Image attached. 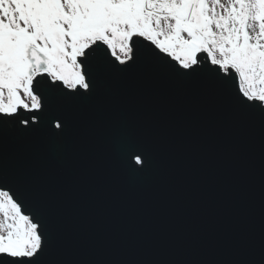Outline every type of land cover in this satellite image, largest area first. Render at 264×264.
Returning a JSON list of instances; mask_svg holds the SVG:
<instances>
[{
    "label": "snow or ice",
    "instance_id": "snow-or-ice-1",
    "mask_svg": "<svg viewBox=\"0 0 264 264\" xmlns=\"http://www.w3.org/2000/svg\"><path fill=\"white\" fill-rule=\"evenodd\" d=\"M189 133L235 165L233 227L217 237L229 253L102 246L81 215L106 192L101 147L127 183L164 189L165 156ZM256 146L264 187V0H0V264H264V228L259 261L244 254L239 195Z\"/></svg>",
    "mask_w": 264,
    "mask_h": 264
},
{
    "label": "water",
    "instance_id": "water-1",
    "mask_svg": "<svg viewBox=\"0 0 264 264\" xmlns=\"http://www.w3.org/2000/svg\"><path fill=\"white\" fill-rule=\"evenodd\" d=\"M32 150L44 167L52 171L61 168L48 157L44 146L35 145ZM165 161L164 189L153 183L133 185L118 174L110 148L102 146L95 171L106 192L101 191L84 203V228L96 233L102 246L120 253L174 259L226 256L230 250L217 237L233 227L227 212L236 191L231 157L189 133L175 138ZM242 166L239 195L244 209V254L258 262L264 228L258 146L245 153ZM66 167L76 173L83 164L73 160Z\"/></svg>",
    "mask_w": 264,
    "mask_h": 264
}]
</instances>
